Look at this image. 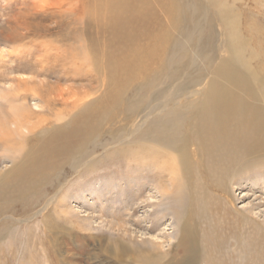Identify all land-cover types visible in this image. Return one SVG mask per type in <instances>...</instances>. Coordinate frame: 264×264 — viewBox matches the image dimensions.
Instances as JSON below:
<instances>
[{"label":"bare ground","instance_id":"obj_1","mask_svg":"<svg viewBox=\"0 0 264 264\" xmlns=\"http://www.w3.org/2000/svg\"><path fill=\"white\" fill-rule=\"evenodd\" d=\"M77 1L64 0L49 7H42L41 10L51 8L49 12L56 14L54 15L56 18L51 17L53 23L50 22V25L47 24L49 19L46 16L47 11L38 12L35 17L31 18V20H37V24L34 25L18 15L14 25L12 23L7 25L5 33L14 43L28 47V50L24 51L23 47L17 48L9 54L15 63L29 62L36 77L37 75H49L56 69L55 74L58 72L59 78L67 79H69V65L71 63H77L88 58L95 61L100 56L104 59L106 74L108 75L104 81L108 88L100 97L101 99L97 101V103L101 102L100 106L95 107L90 104L92 101L87 104L83 102V99H80L79 102L85 107L73 119L44 132L43 126L48 122V119L42 118L38 122L27 120L30 115L24 109L25 107L19 106L18 103L26 96L17 86H14L5 99L0 101L1 113L6 106L9 109L8 115H6L7 119L2 123L4 126L0 127V153L4 155V160L10 164V167L0 174V195L3 193L6 196L5 201L11 197L19 202H23L28 196L31 199L30 193L49 181L55 171L60 170L64 165H68L69 157L79 156L77 159L87 158L82 167L86 177H91L97 172H99L98 175H105L102 174L105 170L109 172L118 171L126 175L128 178L127 186L124 183L123 189H119L116 193L119 195V199L131 203L127 209L128 217L132 208H136V211L144 208V206L152 208L150 214L146 211V219L160 223L158 228L164 222H168L167 226L172 230L164 236L167 239L168 247L174 242L177 232L180 230L181 233L196 238L197 230L193 228L190 221L192 218L202 217L206 213V198L204 196L201 199L195 198V192L208 189L210 184L217 187L226 198L220 196L218 204L211 202L212 210L208 217L211 221L215 220V217L216 220L227 218L230 210H235L230 208L231 202L234 201L233 190L235 187L239 188L234 182L235 179L242 176L247 170L264 169L263 166L257 164L260 161H252L259 159L257 158L258 154L264 157L263 134H258V128L262 125V118L255 116L244 121L243 116H247L246 101L219 85V80H225L238 87H246L258 95L251 87L248 74L244 73L239 79H236L238 74L231 68V59L217 58L216 66L212 67L209 72L211 81L210 84H206L205 90H201L200 82L196 81L191 88L197 91L187 93L184 97L175 96V90L185 92L184 88L197 77L198 67L191 69L190 75L179 80L177 79L179 68L178 70L175 69V65L169 68V63L165 62V58H162L163 52L168 49L169 37L173 29L177 32L172 41L175 52L191 46L192 49L197 47L196 51L198 50L201 61L212 60L215 62L212 55L201 50L204 52V56L199 50L197 43L200 41L196 40L195 44V39L200 38L204 33V28H206L204 21L201 22L198 18V4H188L186 0H162V2H156L158 0H105L103 7L101 1L98 7H94L95 12H86L87 6L84 3L83 10L73 16L72 14L69 15V6L75 3L80 5V2ZM155 2L156 6L153 10L152 5ZM161 3L162 8L158 9L157 6ZM162 11L171 16L170 26L165 25L161 17ZM219 15L221 16L220 19L224 17L223 14ZM74 26L78 27L82 34L72 33L71 30ZM182 29L183 36L179 38ZM101 32L103 33L101 34ZM101 40H103L102 50L100 49ZM70 41L74 43L73 46L70 45ZM2 60L0 59V62ZM154 60H158L161 67H164L163 73L157 71L156 68L150 69L149 65ZM93 65H97V62H93ZM18 67L16 65L9 68L8 71L10 70L12 73L20 71L21 69ZM165 72H168L166 75L168 83L166 84H168L167 90L169 89V91L164 97L168 101H163L161 97H155L152 99L155 101H150L152 106H150L151 110L148 114L142 113L139 118L132 115L129 110V116L133 119L132 128L124 132V136L121 132L113 136L114 143L100 145L101 140L99 138L102 134L103 124L112 122L119 112V95L126 91L122 90L121 86H125L128 81L140 77L136 86H143L148 93L154 89L155 80L159 79L160 81ZM55 78L58 79V77ZM258 87L260 88L258 92L261 91L264 95V87L261 85ZM172 88L173 92L171 93ZM143 93L146 92L143 90ZM11 94H14L15 99L10 98ZM194 96L202 97V101L193 98ZM165 103H167L166 106ZM197 104L199 107L197 112L200 113L197 114L196 119L199 123L197 125L196 123L188 124L189 112ZM262 111L264 112V110ZM235 114H238L240 124L245 126L248 132L244 146L235 144L233 141L229 146L230 141L226 136L229 125L236 120ZM46 126H52V124L47 123ZM184 129L185 131H183ZM38 130L41 133L33 146L25 149L24 145L28 141L26 138L29 135L33 136L34 132ZM219 142H226L227 148L222 147L219 150L220 159L217 162L205 164L189 153V149L194 147L200 159L210 160L214 157ZM85 144L91 145L90 148ZM98 147L102 149V153L99 155L95 154V149ZM204 150L206 152L205 158ZM251 163L256 164L250 166ZM205 167L210 168L213 172L212 179L208 177L207 171L204 172L203 168ZM109 168L115 169L108 170ZM144 173H149L156 180V185L152 189L157 191V202L150 201V197L147 201H141L143 199L140 198L143 193L142 184L139 186L135 184L134 186H138L137 188L129 186L135 179L133 177ZM89 187L87 192L90 193V196L100 195L101 187L99 189H96L95 186ZM145 187L147 189L149 186ZM212 192L214 197H217V194ZM25 203L32 202L25 201ZM217 206L220 207V210H217ZM242 215H251V217L246 216L244 219L250 220L248 223L260 230L259 222L254 219L255 216L252 212L244 210ZM117 218L119 225H123L126 221L120 214L114 213L111 221L106 224L108 231H111L110 227L112 231L116 230L117 226V230L123 233L120 238L124 243L120 246L119 253L114 254V257L121 259L120 262L124 264H134L127 262L132 260L139 264L168 263L170 260L169 248L155 242L146 243L145 240L142 241V244L146 248L143 246L138 248L137 244L134 246L129 231L115 223ZM47 223L50 222L47 221ZM148 228L154 229V227ZM66 235L68 236L69 233ZM29 243L30 241L27 240L26 243L19 244L18 252L22 254L16 255L14 260L11 259L7 264L11 262L12 264H66L69 255L60 254V257L45 258L34 256L30 252L35 247ZM37 243L46 248L45 241L37 240ZM53 244L54 242H51L50 246ZM132 256L133 258H131ZM42 259H44L43 262ZM70 259L69 257V264H72Z\"/></svg>","mask_w":264,"mask_h":264},{"label":"rangeland","instance_id":"obj_2","mask_svg":"<svg viewBox=\"0 0 264 264\" xmlns=\"http://www.w3.org/2000/svg\"><path fill=\"white\" fill-rule=\"evenodd\" d=\"M55 1L0 0V59H3L0 62L2 63V66H0V101L5 99L6 95L12 91L14 86H17L26 96L24 98L26 100H19L18 103L19 106H24V109L30 115L27 120L30 122H38L39 119L46 118L48 119L47 123L52 124V126H46V123L43 126L44 132L73 119L85 107L79 102L80 99H83V102L87 104L92 101L90 104L95 107L100 106L101 102L97 103V101L101 99L100 97H102L108 88V85L104 81L108 75L106 74L104 59L100 56L95 61H91L88 58L77 63H71L69 65V79L59 78V73L56 72L55 74L56 69L49 75H37L36 77V74L32 71V65L29 62L15 63L12 60L13 58L9 52L12 53L15 49L22 48L23 46L14 43L7 36V33H5L7 31V25L9 23L14 25V21L18 15L30 24H37V20H31V18L35 17V14L38 12L46 11V16L49 18L47 24L50 25V22L53 23V18L51 17L56 15L55 12H49L51 8L43 10L41 8L52 6V4L60 3L64 0ZM78 1L80 5L79 3L77 5L75 3L69 6V15L72 14L73 16L78 14L80 10H83L84 3L87 6L86 12H95L94 7H98L100 1L103 7L105 2V0ZM159 1L162 2V0L156 2ZM186 1L188 4H198V18L201 22L204 21L203 23H205L206 27L204 28L203 35L200 38L197 36L198 38L195 39V44L196 40L200 41V43H197L199 50H203L207 52L206 54L212 55L215 62H212V60L201 61L197 52L198 50L196 51L197 47L192 49L191 46L175 52L172 41L177 32L173 29L169 37L171 42L168 43L169 50L165 49L166 52H163L162 58H165V62L169 63V68L174 65L175 69L178 70L179 68L178 73L180 75H177L179 76L177 78L179 80L190 75L191 69L198 67V71L196 72L197 77L188 83L184 88L185 92L183 90H175L174 95L184 97L187 93L197 91L191 88L196 81L200 82L201 90H205L206 84H210L211 77L209 76V72L212 67L216 66L217 58H223V60L231 59V68L238 74L236 79H239L244 73L246 75L248 74L247 76H249V81L252 84L251 87L258 95H255L246 87H238L225 80H219V85L227 91L234 92L246 101L247 116H243L244 121H247V118L252 119L255 116L262 118L263 121L261 127L258 128V134H263L264 139V112L262 111L264 110V95L261 91H259L260 93L258 92L260 89L258 85L264 87V0ZM156 2L152 5L153 10L155 9ZM157 8L161 9L162 3ZM202 14H204V17ZM219 14L224 15L222 17L223 19H220L221 16ZM161 17L165 25L170 26L171 16L162 11ZM100 28L103 29L102 27ZM76 29L77 31H74ZM168 30L171 29L168 28ZM71 32L81 33L80 29L76 26L72 27ZM182 36L183 29L180 31L179 38ZM102 41L101 50L103 48ZM69 43L70 45H74L71 41ZM204 43L205 45H203ZM27 48L23 47V50L26 51L28 50ZM195 51L196 54L194 53ZM203 51L201 52L205 56ZM26 56L28 57V55ZM93 62H97V65L94 66ZM81 64H83V67H81ZM16 65L21 70L13 73L9 70V73L8 69ZM149 67L151 70L156 68L157 71L159 70L162 73L165 70L164 67H161L158 60H154ZM166 75H168V72H165L161 76L162 79L160 81L156 79L154 89L148 93L143 86H136L140 77L133 81H128V84L125 86H121V89L126 91L119 95V112L112 122L103 124L101 137L99 138L97 136L101 140L100 145L114 143L113 136L119 132L124 136V132L132 128L133 119L129 116V110L132 115L139 118L142 113L148 114L151 110L150 106H152L150 101H155L152 100L155 97H161L163 101L167 100L164 97L167 91H169V89L167 90L168 84L166 83H168V79ZM55 77H58V79ZM164 79L167 80L165 81ZM7 86H10L11 89ZM143 90L146 93H143ZM14 97V94L10 95V98ZM193 98L200 99V102L202 101V97L194 96ZM166 105L167 103H165ZM7 108L6 106L3 109V113H1L2 111L0 109V127L4 126L2 123L7 119L6 115L9 112ZM198 108L197 104L189 112L190 118L188 124L196 123L197 125L199 123L196 119L197 114L200 113L197 112ZM234 117L236 120L231 122L226 134L228 141H230L229 146H231L232 141L235 144H242L244 146L248 135L247 129L240 124L238 114H235ZM217 118L224 119L222 117ZM40 133L38 130L34 132L33 136L29 135L26 138L28 141L24 145V148H31ZM85 145L88 146V144ZM89 146L88 148H90ZM222 147L227 148L226 142H219L217 144V151L210 160L200 159L194 147L189 149V153L203 163L209 164L211 162H217L220 159L219 150ZM95 152V154L99 155L102 153V149L98 147L95 149ZM203 155L205 158V150ZM77 158L79 156L75 158L69 157L68 165H64L60 170L55 171L52 177L49 178V181L30 193L31 199L28 196L23 202H19L15 201L14 197H11L5 201L6 196L1 193L0 264H7L11 259L14 260L13 258L16 255L22 254L18 252V245L23 244V242L26 243L27 240L30 241L29 244L31 246L35 247L30 253L42 258L60 257V254H62L64 256L69 255L72 264H124L120 262L121 259L114 257V254L119 253L118 250L124 243L120 238L123 236V233L117 230L116 225V230L113 231L111 227V231H108L106 226L111 221L114 213L120 214L123 220H126L123 225H119L117 223L119 219L117 218L115 223L129 231L134 246L137 244L138 248L142 246L146 248L142 244V241L145 240L146 243L155 242L160 245L162 244L165 248H169L170 260L168 263L170 262V264H264V169L247 170L242 176L235 179L234 182L239 188L235 187L233 190L234 201L231 204L229 203L230 206L232 205L230 208L235 210H230L227 218L216 220L215 217V220L211 221L208 217V214L212 210L211 202L218 204L220 196L226 198L217 187L210 184L208 189H203L198 193L196 191L194 194L195 198L201 199L202 196L206 198V213L203 210L204 214L202 217L196 216L190 221L193 228L197 230V237L194 238L193 236L183 234L180 230L177 232L178 234L174 242L168 247L166 243L167 239L164 236L172 230L167 226L169 224L168 222H164L158 228L160 223L155 222V220L149 221V219H146V211L150 214L153 210L152 208L150 209L148 206H144L139 211H136V208H132L130 216L128 217L127 209H129L128 205H131V203L119 199V195L116 193L119 189H123L124 183L127 186L128 178L125 174L118 171L109 172L105 170V172H102L105 175H98L99 172H97L91 175V177H86L82 167L87 158ZM257 158L259 159L252 161H260L257 164L264 167V157L258 154ZM254 164L256 163H251L250 166ZM9 167L10 164L4 160V155L0 153V174ZM112 169L115 168H109L108 170ZM203 170L205 173L207 171L208 177L212 179L213 172L211 169L205 167ZM133 178L135 179L130 183V187L137 188L140 184L143 185V193L140 197L143 198L141 200L142 202L147 201L148 197L151 198L150 201L152 202L158 201L157 191L152 189L156 185V180L149 173H144ZM135 184H138V186H134ZM89 186H95L97 187L96 189L101 187L100 195L90 196V193L88 194L87 192L90 189ZM145 186L149 187L146 189ZM212 191L217 194V197H214ZM227 191L230 190L227 189ZM25 201H31L32 203L26 204ZM113 201L116 202L114 203ZM217 210H220L219 206H217ZM244 210L254 214V219L259 222L260 230L250 225L248 223L250 220L244 219L246 216L251 217V215L243 216L242 211ZM197 211L201 212L200 210ZM47 221L50 223H47ZM136 223L141 224L137 225ZM148 227H154V229ZM66 233H69V235L67 236ZM158 237L159 239H157ZM37 240L45 241L47 249L37 243ZM51 242H54V244L50 246ZM51 248H53V251H51ZM69 257L67 256L66 264H69ZM43 261L44 259H42ZM127 262L139 264L135 263L134 260Z\"/></svg>","mask_w":264,"mask_h":264}]
</instances>
